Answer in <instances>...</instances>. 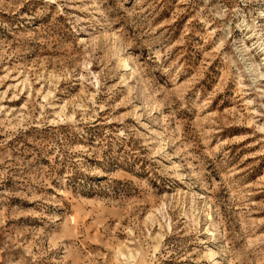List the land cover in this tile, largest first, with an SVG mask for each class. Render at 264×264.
<instances>
[{
  "label": "rangeland",
  "instance_id": "obj_1",
  "mask_svg": "<svg viewBox=\"0 0 264 264\" xmlns=\"http://www.w3.org/2000/svg\"><path fill=\"white\" fill-rule=\"evenodd\" d=\"M264 0H0V264H264Z\"/></svg>",
  "mask_w": 264,
  "mask_h": 264
},
{
  "label": "bare ground",
  "instance_id": "obj_2",
  "mask_svg": "<svg viewBox=\"0 0 264 264\" xmlns=\"http://www.w3.org/2000/svg\"><path fill=\"white\" fill-rule=\"evenodd\" d=\"M264 48V47H263Z\"/></svg>",
  "mask_w": 264,
  "mask_h": 264
}]
</instances>
